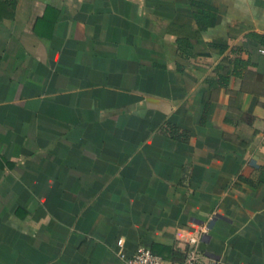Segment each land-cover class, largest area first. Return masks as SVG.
Listing matches in <instances>:
<instances>
[{
    "label": "crops",
    "instance_id": "obj_1",
    "mask_svg": "<svg viewBox=\"0 0 264 264\" xmlns=\"http://www.w3.org/2000/svg\"><path fill=\"white\" fill-rule=\"evenodd\" d=\"M261 49L264 0H0V264L184 256L206 223L264 264Z\"/></svg>",
    "mask_w": 264,
    "mask_h": 264
},
{
    "label": "built area",
    "instance_id": "obj_2",
    "mask_svg": "<svg viewBox=\"0 0 264 264\" xmlns=\"http://www.w3.org/2000/svg\"><path fill=\"white\" fill-rule=\"evenodd\" d=\"M261 51L264 52V49H261ZM209 228V224H203L189 237L185 250V259L182 262L166 259L162 255L153 252L150 248L140 247L133 256L126 258L127 264H226L223 259L210 256L201 247L208 237ZM117 247L118 253L125 257L122 251L124 247L123 238L118 240Z\"/></svg>",
    "mask_w": 264,
    "mask_h": 264
},
{
    "label": "trees",
    "instance_id": "obj_3",
    "mask_svg": "<svg viewBox=\"0 0 264 264\" xmlns=\"http://www.w3.org/2000/svg\"><path fill=\"white\" fill-rule=\"evenodd\" d=\"M206 14L207 13H205V12H202L200 14H196V20L198 21V24L200 27L206 28L207 26H209L212 23L211 19ZM163 257L166 259H169V260H174V261H179V262H182L185 259V255L182 256L181 252L174 251V250H171L169 252V255L163 256Z\"/></svg>",
    "mask_w": 264,
    "mask_h": 264
}]
</instances>
